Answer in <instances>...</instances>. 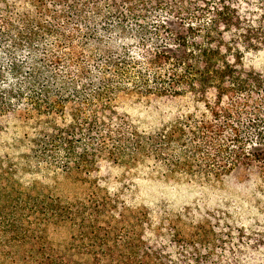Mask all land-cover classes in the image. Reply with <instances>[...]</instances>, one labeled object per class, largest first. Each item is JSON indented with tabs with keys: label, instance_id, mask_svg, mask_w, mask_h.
<instances>
[{
	"label": "trees",
	"instance_id": "obj_1",
	"mask_svg": "<svg viewBox=\"0 0 264 264\" xmlns=\"http://www.w3.org/2000/svg\"><path fill=\"white\" fill-rule=\"evenodd\" d=\"M186 1L0 0V67L10 63L9 70L19 72L23 66L18 60L20 47L39 48L36 34H51L56 44L42 52L31 49L26 60L31 68L47 62L54 69L61 66L65 73L58 76L50 75V68L33 70L26 105L12 108V101L0 94V109L26 110L25 118L65 113L68 117L63 124L55 119L38 124L43 138L33 140L31 162L73 176L88 172L104 155L118 160L145 154L164 163L170 172L182 171L205 180L251 168H258L264 179V74L245 68L240 52L222 50L215 34H201L206 28L192 22L212 11L214 32L225 27L243 29L240 11L225 7L230 0H195L188 6ZM153 6L156 15L163 12L167 20L189 19L190 33L180 32L184 29L180 27L166 34L167 45L151 46L148 41L153 38L138 31L140 46L133 54L124 52L117 58L122 65L110 56L91 68L84 57L73 55L74 34L94 35L98 19L113 15L140 24L147 22ZM250 32L244 35L243 45L249 49L264 45V38H260L263 43L257 42V34ZM60 43L70 53L61 54ZM47 75L48 83L39 91L33 89L38 77ZM132 84L144 89L145 95H190L202 104L201 112L180 114L151 134L126 128L114 119L112 103L119 91ZM10 91L23 101L21 89ZM123 123L128 122L123 119ZM80 136L87 137L89 147L79 148ZM32 183L27 188L0 184L1 258L25 264H264V259L242 258V252L234 248L233 259L206 258L211 253L200 243L191 245L197 248L191 259L183 253L187 245L175 255L173 242L162 245L145 237L142 214L119 210L116 202L96 188L86 200L78 201ZM63 230L68 234L57 238ZM236 239L243 243L244 238ZM247 243L259 247L257 242Z\"/></svg>",
	"mask_w": 264,
	"mask_h": 264
},
{
	"label": "rangeland",
	"instance_id": "obj_2",
	"mask_svg": "<svg viewBox=\"0 0 264 264\" xmlns=\"http://www.w3.org/2000/svg\"><path fill=\"white\" fill-rule=\"evenodd\" d=\"M194 2L195 0H188L186 5ZM261 3V0H230L226 3L225 7L229 10L236 8L240 11L243 29L225 27L214 32L210 15L212 11L205 12L201 21L194 18L192 22L197 28H206L201 34H215V39L223 44L222 50L233 48L234 53L240 52L245 68L264 74V45L259 44L256 49H249L242 41L245 34L253 31L257 34V42L263 43L260 38H264V4ZM150 12L147 22L142 21L140 24L133 20L123 22L113 15L98 19L94 35L74 34L73 55L76 58L84 57L86 65L92 68L110 56L118 62L117 58H121L124 52L133 54L140 46L138 31L153 38L148 41L151 46L155 43L167 45L169 42L166 34L176 32L180 27H184L180 32L190 33L189 19L175 17L167 20V15L163 12L156 15L154 6ZM35 40H39V48L31 49H38L40 52L44 47L56 44L51 34H36ZM60 44L63 46L61 54L70 53L71 49L65 47V43ZM31 49L26 45L20 47L18 60L23 66L19 72L12 73L9 70L10 63L0 67V94L12 101V108L28 102L25 94L32 89L29 81L33 70L46 72L50 68V75H65L61 66L54 69L47 62V65L31 68L26 60V54ZM2 61L0 60V64ZM118 63L122 65L124 62ZM38 78L33 88L36 91L40 90L42 84L48 83V75ZM11 89H21L24 93L23 101H18ZM143 90L132 84L129 89L118 92V97L112 103L116 112L114 119L118 124L126 128L131 126L140 133L151 134L168 125L180 114L195 110L201 112L202 104L190 95H145ZM84 106L86 111L88 106ZM25 116L26 110L19 113L13 109L8 110L7 107L0 109V184L13 183L20 188H27L32 182H39L46 192L78 201L86 200L96 188L100 194L104 193L116 202L119 210L131 209L133 213L142 214L145 237L150 242L162 245L173 242L175 255L179 254L182 246L187 245L183 253L191 259L193 254H197V248L191 245L200 243L201 247L207 248L211 253L206 258L231 259V250L234 248L242 252L244 259H264V179L258 168L235 170L222 178L205 180L204 177H194L182 171L170 172L164 163L145 154L136 159L131 156L118 160L104 155L98 158L88 172L68 176L61 171L54 172L49 167L38 168L35 161L31 162L36 145L33 140L43 138L38 124L46 125L54 119L63 124L68 119L66 113L64 116L43 115L31 119ZM123 119L128 123H123ZM108 121L110 122L109 119ZM80 138L82 145L79 148L84 149L88 146L87 137ZM109 147L108 145L107 148ZM67 234L68 231L63 230V234L56 237L60 239ZM199 235L207 240L201 241L202 237L201 240L197 239ZM239 236L244 238L242 244L236 239ZM248 241L257 242L259 247L247 243ZM0 264L25 263L22 260L13 261L0 257Z\"/></svg>",
	"mask_w": 264,
	"mask_h": 264
}]
</instances>
